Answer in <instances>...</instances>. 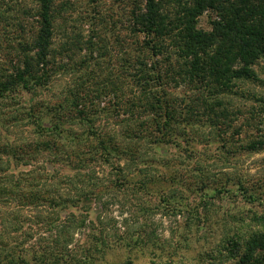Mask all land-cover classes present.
<instances>
[{
	"label": "trees",
	"instance_id": "16d2710c",
	"mask_svg": "<svg viewBox=\"0 0 264 264\" xmlns=\"http://www.w3.org/2000/svg\"><path fill=\"white\" fill-rule=\"evenodd\" d=\"M36 1L29 36L31 11L19 6L15 38L0 40V264H99L105 222L87 240L76 234L109 191L161 199H144L136 234L113 235L120 247L150 251L158 264H264V185L229 174L209 183L211 158L198 147L219 143L224 164L264 153V0H136L131 41L116 35L118 51L108 32L68 33L69 3ZM5 2L0 18L15 10ZM63 75L70 83L52 95ZM217 198L228 200L219 215ZM153 206L187 212L180 238L205 229L208 248L187 261L178 241L173 250L159 242L146 229Z\"/></svg>",
	"mask_w": 264,
	"mask_h": 264
},
{
	"label": "rangeland",
	"instance_id": "374dc122",
	"mask_svg": "<svg viewBox=\"0 0 264 264\" xmlns=\"http://www.w3.org/2000/svg\"><path fill=\"white\" fill-rule=\"evenodd\" d=\"M7 4L11 7H15L14 11L7 10V7L3 5L1 12L7 10L0 18V40H3L2 43L6 46V42L10 39L15 38L14 36L17 33V22L15 21L16 17L24 18L28 26L25 25L26 32L25 36H29L30 24L34 21V16H31L34 13L36 8V0H5ZM56 5L63 3H69L70 10H68L67 24L65 23L64 28L68 30V33L73 32H82L85 38H88L93 34V31L97 29L99 32H108L109 44L115 46V49H119L115 42V37L118 35L120 39L125 38V43L131 41L128 38L127 28V12L132 8L133 2L136 0H54ZM19 6L25 7L30 13L25 14L24 17L17 12ZM9 9V8H8ZM95 11L100 12V16L106 17V22L100 23L94 17L97 15ZM93 18V19H92ZM208 15H204L201 18L200 26L202 28H208L209 25ZM110 31V32H109ZM63 33L59 32L56 34V41L60 42L62 40ZM103 37H105L103 35ZM117 49V51H118ZM115 51L113 54L115 55ZM83 54L86 51L82 52ZM264 63V62H263ZM59 80L56 81L52 95L59 93L64 86H66L71 81V77L67 75L60 76ZM105 103H111L112 100L105 99ZM104 105V104H103ZM243 137V135L241 136ZM237 139V138H236ZM219 143L213 144L210 151H207L210 146L199 144V149L207 153V157L211 158L208 171L210 177L213 178L209 181L214 185H219L225 183L226 174L231 176L240 175L247 186L258 184L264 185V153H253L245 154L242 153L238 155L234 160L229 164L222 163L218 157L220 151H216V148ZM218 149V148H217ZM171 152L174 153L173 150ZM209 158V159H210ZM49 169H52V166H48ZM188 169L180 168L179 174L186 177ZM217 180H216V179ZM225 179V180H224ZM168 189V185L163 186V190ZM188 190V199L194 204L196 195H193ZM144 199L148 205L153 203L160 202L158 196H148V195H139L134 196L132 194H125L122 192H111L109 191L100 202H93L92 213L88 217L87 228H82L77 231L76 239L84 241L88 239V234L90 233L89 229H95L98 227L99 221H104L109 228V245L110 247L105 250V254L101 256L99 264H125L127 261H130L132 264H158L159 259L156 256H152L150 251L140 250L137 247H133L132 250L130 247H120L117 238L113 235H124L128 230L134 234L137 233V230L140 228L141 224L144 222V217L142 212L139 211L140 206H144ZM238 200V199H237ZM143 202V203H142ZM228 200L219 198L214 200L213 211L219 215L223 213L226 209ZM161 204H164L161 202ZM228 206V205H227ZM261 209V207L259 206ZM172 211V210H171ZM151 213L147 214V222L149 226L146 228L148 232L153 233L154 237L157 238L159 242H163L164 239L168 238V244L171 246L168 247L170 250H173V247L177 246L176 242L178 241V255L184 256L187 261L192 259L200 251H204L208 248L209 242L204 238L203 232L200 231H190L192 239L190 242L185 243L180 238L181 232L185 229V224L190 221L189 214L187 212L174 215L173 212L165 214L161 210L157 209L156 206H153L149 211ZM93 221V222H91ZM210 227V226H209ZM208 227V230L211 231V228ZM219 226L214 225L212 228V234H210V242L214 241V238L219 235ZM207 231V229H206ZM151 245V244H150ZM158 246V245H155ZM154 246V248H155ZM152 247V246H151ZM153 248V250H154ZM158 255V253H156ZM178 258V257H175Z\"/></svg>",
	"mask_w": 264,
	"mask_h": 264
}]
</instances>
